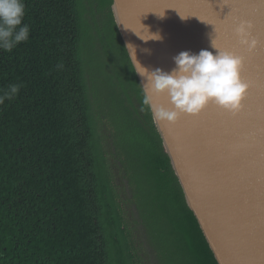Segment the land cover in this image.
Returning a JSON list of instances; mask_svg holds the SVG:
<instances>
[{
    "label": "trees",
    "instance_id": "1",
    "mask_svg": "<svg viewBox=\"0 0 264 264\" xmlns=\"http://www.w3.org/2000/svg\"><path fill=\"white\" fill-rule=\"evenodd\" d=\"M0 51V264H220L166 151L114 0H24ZM63 62V71L55 65Z\"/></svg>",
    "mask_w": 264,
    "mask_h": 264
},
{
    "label": "water",
    "instance_id": "2",
    "mask_svg": "<svg viewBox=\"0 0 264 264\" xmlns=\"http://www.w3.org/2000/svg\"><path fill=\"white\" fill-rule=\"evenodd\" d=\"M229 5L233 19L254 23L261 41L252 52L236 49L245 58L241 76L249 85L241 111L233 115L209 103L199 114H181L174 123L154 120L220 264H264V0H114L112 10L139 63L149 72H168L180 52L215 54V31L217 44L231 47L222 36L230 35L232 23L217 19L231 11ZM144 26L163 39L141 40L137 35L146 38ZM126 47L132 59L133 50ZM138 76L145 90L147 79ZM153 103L170 107L166 95L154 97Z\"/></svg>",
    "mask_w": 264,
    "mask_h": 264
},
{
    "label": "clouds",
    "instance_id": "3",
    "mask_svg": "<svg viewBox=\"0 0 264 264\" xmlns=\"http://www.w3.org/2000/svg\"><path fill=\"white\" fill-rule=\"evenodd\" d=\"M25 14L24 0H0V51L11 53L18 45L29 40L31 29L24 23ZM253 27L247 19L233 20L230 36L238 49L252 52L261 44L252 34ZM145 28L146 38L136 34L141 40L147 42L163 39L158 32L152 33ZM216 37L215 31L211 39V48L216 50L215 54L207 49L195 54L180 52L173 57L175 66L168 72L160 68L149 72L137 60L135 46L126 45L133 50L132 59L136 62L134 72L147 79L142 103L149 107L155 120L174 123L181 114H199L209 103L233 115L241 111L249 87L241 77L245 58L237 51L221 48ZM143 51L149 52L148 49ZM63 69V62L55 65V70ZM22 87L23 84L17 82L0 88V106L6 101H13ZM161 95H166L170 107L153 103V98Z\"/></svg>",
    "mask_w": 264,
    "mask_h": 264
},
{
    "label": "snow or ice",
    "instance_id": "4",
    "mask_svg": "<svg viewBox=\"0 0 264 264\" xmlns=\"http://www.w3.org/2000/svg\"><path fill=\"white\" fill-rule=\"evenodd\" d=\"M229 9H231V11L223 18V19H220V17H219V14H218V16H217V19L218 20H220V21H222V22H224V23H228L229 21H231V23L233 22V18H232V8H231V6L229 5V6H227ZM212 9H213V7H212ZM211 9V11L213 12V13H216V12H214L213 10ZM145 13H142L141 15H140V17L142 16V15H144ZM196 14H199V13H196ZM187 15L188 16H193L194 15V13L193 12H191V11H189L188 13H187ZM140 17H139V23H140ZM236 18H240V17H236ZM235 18V19H236ZM244 19H247V18H244ZM247 20H249V19H247ZM249 21H251V20H249ZM252 22V21H251ZM252 24L254 25V23L252 22ZM142 30V29H141ZM254 30H255V25H254V27H253V32H252V34H253V36H255L254 35ZM222 38H227L230 42H231V47L230 48H227V49H229V50H233V51H236V49H238V47L236 46V44H235V41L231 38V36L230 35H226V36H222ZM242 71H243V69H242ZM242 71H241V73H242ZM242 77V76H241ZM246 98H247V93L245 94V97H244V100H243V102L242 103H244V101L246 100Z\"/></svg>",
    "mask_w": 264,
    "mask_h": 264
}]
</instances>
